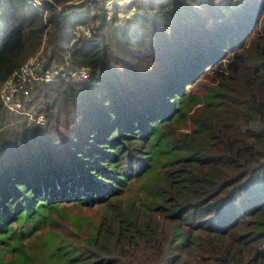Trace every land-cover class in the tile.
<instances>
[{"label": "trees", "instance_id": "16d2710c", "mask_svg": "<svg viewBox=\"0 0 264 264\" xmlns=\"http://www.w3.org/2000/svg\"><path fill=\"white\" fill-rule=\"evenodd\" d=\"M53 1L0 0V87L45 33L90 70L0 100V264H264V0Z\"/></svg>", "mask_w": 264, "mask_h": 264}, {"label": "built area", "instance_id": "2783aa9c", "mask_svg": "<svg viewBox=\"0 0 264 264\" xmlns=\"http://www.w3.org/2000/svg\"><path fill=\"white\" fill-rule=\"evenodd\" d=\"M41 3L42 0H32ZM54 2L53 0H47ZM85 0H71L68 3H79ZM90 5H94L97 1L88 0ZM137 0H105L104 13L107 20L129 19L138 11L135 5ZM239 0H232V5L238 3ZM55 3V2H54ZM57 10H62L64 3H55ZM132 8V9H131ZM2 6L0 5V14ZM93 32L92 26L87 23H79L77 25V33L85 36H91ZM48 50L46 43V33L43 42L38 49L32 53L25 62L4 80L0 87V100L4 108L15 113L21 120L34 121L38 124L46 122L45 115L42 112L33 110L35 104L28 102L31 99L32 87L40 82H50L59 78L82 80L90 75L89 68L82 65H75L71 61L69 54L58 61H48Z\"/></svg>", "mask_w": 264, "mask_h": 264}, {"label": "rangeland", "instance_id": "374dc122", "mask_svg": "<svg viewBox=\"0 0 264 264\" xmlns=\"http://www.w3.org/2000/svg\"><path fill=\"white\" fill-rule=\"evenodd\" d=\"M123 1V0H120ZM132 9V8H131ZM8 111V110H7ZM71 212H78L81 213V211L77 210V209H72ZM84 213H91L90 211L85 210Z\"/></svg>", "mask_w": 264, "mask_h": 264}]
</instances>
